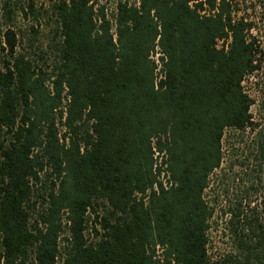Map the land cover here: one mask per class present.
I'll use <instances>...</instances> for the list:
<instances>
[{
  "label": "trees",
  "instance_id": "obj_1",
  "mask_svg": "<svg viewBox=\"0 0 264 264\" xmlns=\"http://www.w3.org/2000/svg\"><path fill=\"white\" fill-rule=\"evenodd\" d=\"M20 10L48 13L32 1ZM49 10L47 66L18 51L30 35L18 38L15 5L0 1V264H264V208L230 201L235 253L212 260L203 198L225 131L259 127L264 161V119L252 121L242 87L262 70L264 41L248 32L264 10L124 0L114 23L95 0Z\"/></svg>",
  "mask_w": 264,
  "mask_h": 264
},
{
  "label": "rangeland",
  "instance_id": "obj_2",
  "mask_svg": "<svg viewBox=\"0 0 264 264\" xmlns=\"http://www.w3.org/2000/svg\"><path fill=\"white\" fill-rule=\"evenodd\" d=\"M29 1L35 4L36 9H41L42 12L48 11V13H42L38 21H34L30 15L25 18L20 9L26 8ZM95 1L97 5L106 7L108 15H111L115 3L122 0ZM128 1L134 3V0ZM12 3L16 9L12 27L17 32L19 39L23 37L22 35L26 36L24 38L30 35V43H32L31 46L27 41H24L23 46L19 47L18 51L22 49L24 53L33 58L43 54L45 56V65H52L54 62V45L58 39H56L54 34L56 23L49 13L50 0H12ZM31 27L36 29V35L31 32ZM260 28L263 32L262 36H264V29ZM245 87H247L252 97L260 99V107L252 106L251 113L255 123H258V120L261 122L264 119V110L262 108L264 104V58L262 70L255 73L252 80L245 81ZM259 131V127L254 128L253 131L246 130L244 133L227 130L222 139V165L210 176L209 187L204 191L203 195L207 205L214 209V215L207 232V253L212 260L226 254L235 253L233 240L228 230L227 209L230 201L232 202L236 197H242L245 199L246 207L257 208V213L263 211L264 161L254 159L256 154L253 152L255 149L252 148L254 142L258 140ZM246 159L250 160L248 166L242 167L235 162H243ZM251 187L255 188V190H251ZM249 208H246L247 214H249ZM40 209L39 204H37L36 211ZM92 225V218L90 217L88 218L85 232L88 239H92Z\"/></svg>",
  "mask_w": 264,
  "mask_h": 264
},
{
  "label": "built area",
  "instance_id": "obj_3",
  "mask_svg": "<svg viewBox=\"0 0 264 264\" xmlns=\"http://www.w3.org/2000/svg\"><path fill=\"white\" fill-rule=\"evenodd\" d=\"M122 1H124V0H122ZM228 1L233 7H236V8L241 9V10L246 9V10L249 11V10L254 9V10H256V15L259 14L258 12L264 10V0H228ZM130 4L138 5V0H134V3H130ZM116 7H117V3H115L114 9H113L111 15H108V10L105 7V12H106V15H107V19L111 23H114L113 19H114V16L116 14ZM239 15H241V13ZM260 27H262L264 29V18H263V21L261 23L256 24L254 28L250 29V31L248 32V35L252 36V37H256L258 40L263 41L264 40V36H262L263 32L261 31ZM230 41H231L230 35L228 36V39H226V40H218L216 48L217 49L224 48V50L227 51ZM253 76H254V74L253 75H248L242 81V87H243L244 93H246L249 96V98L252 100V104L250 106V113H251V107L252 106H257L258 108L260 107V99L258 97H254V96L252 97L249 94V91L247 90V87H245V81L252 80ZM252 117H253V115H252ZM252 121L254 122V117H253ZM259 121L260 120H258V122ZM162 178H163V176H162ZM164 183L166 184L165 180H164Z\"/></svg>",
  "mask_w": 264,
  "mask_h": 264
}]
</instances>
